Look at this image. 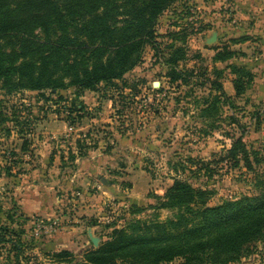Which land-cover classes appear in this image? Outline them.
I'll return each mask as SVG.
<instances>
[{"label": "rangeland", "instance_id": "rangeland-1", "mask_svg": "<svg viewBox=\"0 0 264 264\" xmlns=\"http://www.w3.org/2000/svg\"><path fill=\"white\" fill-rule=\"evenodd\" d=\"M241 3L253 0H179L156 23L158 55L146 46L138 65L121 80L84 92L86 104L73 87L56 94L0 90V222L23 232L16 263L86 264L84 254L107 241L115 228L171 218L174 212L159 205L174 179L206 191L208 206L258 193L256 176L264 174V103H257L262 96L254 78L242 96L226 101L218 100L209 85H198L215 81V71L229 74L226 64L215 65L217 49L254 57L258 52L255 16ZM209 30L217 34L215 42L202 34ZM239 37L252 41L229 43ZM178 47L185 54L179 70L195 69L203 80L169 83L163 63ZM239 60L232 64L240 66ZM92 118L98 122L89 126ZM238 138L250 159L257 154L259 165L249 170L242 162L238 167L230 160L219 162ZM91 149L105 156L103 170L92 172L88 160L79 161ZM205 162L212 163L209 171H199ZM130 170L143 174L132 176ZM19 194L37 210L45 206L44 212L23 218L17 212ZM146 197L154 202L145 203ZM256 250L240 263L264 264V243ZM62 251L72 257L52 258Z\"/></svg>", "mask_w": 264, "mask_h": 264}, {"label": "trees", "instance_id": "trees-1", "mask_svg": "<svg viewBox=\"0 0 264 264\" xmlns=\"http://www.w3.org/2000/svg\"><path fill=\"white\" fill-rule=\"evenodd\" d=\"M179 0H0V90L57 91L75 88V95L92 92L100 84L121 80L135 68L146 46L158 55L156 23ZM172 40H175L174 38ZM249 37L229 43L240 44ZM228 47L217 49L215 62L226 63L243 56ZM185 59L181 47L174 48L163 63L170 84L187 85L201 79L193 70H179ZM234 75L235 98L242 96L254 76L245 67L228 64ZM209 85L218 100H228L215 71ZM197 85V86H198ZM81 110L84 106L79 107ZM79 110V112L81 111ZM72 111L70 110L69 113ZM68 113V112H67ZM25 146L21 147L24 151ZM82 156H84L82 154ZM29 157V155H28ZM219 162H242L247 169L261 163L248 152L241 138L234 140ZM205 162L199 171L208 172ZM258 193L208 206V193L186 180L174 179L161 197L159 209L174 215L165 220L132 222L115 228L107 241L84 254L86 264H239L264 243V174L256 176ZM12 216H8V219ZM22 230L0 222V246L9 244L21 252ZM72 257L69 252L52 255L57 261Z\"/></svg>", "mask_w": 264, "mask_h": 264}, {"label": "crops", "instance_id": "crops-1", "mask_svg": "<svg viewBox=\"0 0 264 264\" xmlns=\"http://www.w3.org/2000/svg\"><path fill=\"white\" fill-rule=\"evenodd\" d=\"M237 1L239 2L240 0H237ZM241 5L244 6V9L252 11L253 15L255 16V18H253L255 20V23H254V25L256 26L255 28H257L255 31L261 37V40H256L257 44H255L259 50L255 54V57L253 55L251 56L249 54H246L247 53L246 51H243V52L241 51L244 54L243 56H239L237 58L234 57L233 59H230L226 63L215 62V65L226 64V67H227L228 63L232 64L235 62V60L237 61L238 59H240L238 61L239 65L242 67H245L247 70H250L253 73L254 82H255L254 86L256 89L261 91V93H259V94L262 96V98L257 99V103H259V101H262V100H263L262 103H264V2H263V0H253V4H249V5L247 4V6H245V4L241 3ZM242 14H244V13H242L241 10H237V15H242ZM206 33L209 34L207 36V38H205L208 40V38L210 39L211 36L215 32H212L210 30L202 32V34H206ZM251 41H252V39H251ZM248 42H250V40H248L244 43H248ZM227 70H228L229 74L226 75V73L225 74L223 73L222 87H223V90L227 96L234 97L235 91L233 88L232 80L235 77H234V75L230 74L229 69H227ZM219 81H221V80H219ZM87 92H89V91H87ZM81 99H82L83 103L86 104V102H85V100L87 99L86 93H85V97L82 96ZM107 102H108L107 106L112 108V101L110 99H107ZM108 120L110 122V120H113V118L111 116H109ZM97 122H98V120L96 118L95 119L92 118V119H90L89 123H91V124L89 126H92L93 124H97ZM79 130L82 131V126H80ZM83 136H85V135H83ZM90 151H91L90 156H86V155L82 156L81 158H79V161H81V163L85 164L86 161L88 160V163L90 162L89 164H90L92 172H95V169L96 170H98V169L103 170L104 169L103 167H104L105 162H106V159H105V156L103 155V153L99 152V150L93 151V149H91ZM96 151H98V152H96ZM27 157L28 156L25 155L24 159L26 160ZM43 163H44V167L46 168L47 167V166H45L46 162L44 161ZM107 163L110 164V162H107ZM100 165L101 166L103 165L102 168H100ZM123 170L128 172L127 168L123 169ZM129 172L132 173V176L133 175L140 176L141 174H143V171H141V170H135V171L130 170ZM132 181H133V179H132ZM134 182L136 183V181H134ZM145 182H146V180H145ZM135 186L136 185L134 184L133 190L136 189ZM146 187H148V185H146ZM160 196H162V194ZM19 197H21V198L19 199V201H17L19 204V211H17V212L19 213V215L20 214L23 215V218H27L33 213L44 212L45 206H43V207L40 206L39 210H37V208L35 206H32V207L30 206V204H29L30 201L27 198H25L23 196V194H19ZM133 198L136 199L137 197L133 196ZM137 200L141 201L142 199L137 198ZM143 201L145 203H149V204L154 202L153 198H149V197H146ZM15 213H16V211H15ZM15 253L16 252L11 247L3 248L0 246V264H18V263H16ZM8 258H11L13 261L8 259ZM239 264H241V263H239Z\"/></svg>", "mask_w": 264, "mask_h": 264}, {"label": "water", "instance_id": "water-1", "mask_svg": "<svg viewBox=\"0 0 264 264\" xmlns=\"http://www.w3.org/2000/svg\"><path fill=\"white\" fill-rule=\"evenodd\" d=\"M216 40H217V34L214 33L208 41L210 43V42H215ZM158 85H159V83H154V86H158ZM91 242L94 246L97 244L96 241L92 238H91Z\"/></svg>", "mask_w": 264, "mask_h": 264}, {"label": "built area", "instance_id": "built-area-1", "mask_svg": "<svg viewBox=\"0 0 264 264\" xmlns=\"http://www.w3.org/2000/svg\"><path fill=\"white\" fill-rule=\"evenodd\" d=\"M262 150L264 151V146L262 147ZM37 227H38V228H42V227H44V226H43L41 223H38V224H37Z\"/></svg>", "mask_w": 264, "mask_h": 264}]
</instances>
